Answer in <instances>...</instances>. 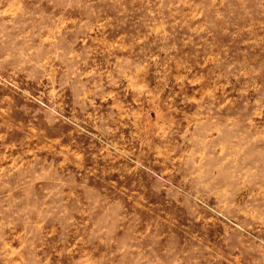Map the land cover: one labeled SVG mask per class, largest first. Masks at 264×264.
I'll return each instance as SVG.
<instances>
[{
    "label": "rangeland",
    "instance_id": "rangeland-1",
    "mask_svg": "<svg viewBox=\"0 0 264 264\" xmlns=\"http://www.w3.org/2000/svg\"><path fill=\"white\" fill-rule=\"evenodd\" d=\"M0 264H264V0H0Z\"/></svg>",
    "mask_w": 264,
    "mask_h": 264
}]
</instances>
